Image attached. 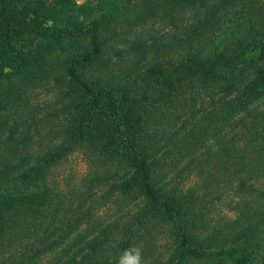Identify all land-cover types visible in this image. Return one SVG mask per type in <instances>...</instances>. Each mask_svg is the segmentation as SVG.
Wrapping results in <instances>:
<instances>
[{
	"label": "trees",
	"instance_id": "obj_1",
	"mask_svg": "<svg viewBox=\"0 0 264 264\" xmlns=\"http://www.w3.org/2000/svg\"><path fill=\"white\" fill-rule=\"evenodd\" d=\"M77 1L0 0V264H264V0Z\"/></svg>",
	"mask_w": 264,
	"mask_h": 264
},
{
	"label": "clouds",
	"instance_id": "obj_2",
	"mask_svg": "<svg viewBox=\"0 0 264 264\" xmlns=\"http://www.w3.org/2000/svg\"><path fill=\"white\" fill-rule=\"evenodd\" d=\"M117 264H143V251L137 245L123 249L118 257Z\"/></svg>",
	"mask_w": 264,
	"mask_h": 264
},
{
	"label": "rangeland",
	"instance_id": "obj_3",
	"mask_svg": "<svg viewBox=\"0 0 264 264\" xmlns=\"http://www.w3.org/2000/svg\"><path fill=\"white\" fill-rule=\"evenodd\" d=\"M85 0H78L77 3L81 4L83 3ZM92 1V0H91ZM71 166L78 172L82 169V163L79 162L77 159L73 158L71 161Z\"/></svg>",
	"mask_w": 264,
	"mask_h": 264
}]
</instances>
